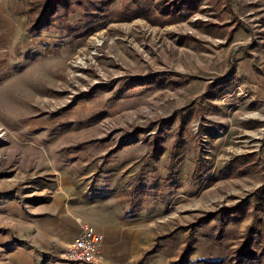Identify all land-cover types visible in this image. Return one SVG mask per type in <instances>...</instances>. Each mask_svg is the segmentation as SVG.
Listing matches in <instances>:
<instances>
[{"label":"rangeland","instance_id":"obj_1","mask_svg":"<svg viewBox=\"0 0 264 264\" xmlns=\"http://www.w3.org/2000/svg\"><path fill=\"white\" fill-rule=\"evenodd\" d=\"M49 2L0 0V224L71 178L142 221L128 264H264V0H108L77 39L78 6L30 33Z\"/></svg>","mask_w":264,"mask_h":264},{"label":"crops","instance_id":"obj_2","mask_svg":"<svg viewBox=\"0 0 264 264\" xmlns=\"http://www.w3.org/2000/svg\"><path fill=\"white\" fill-rule=\"evenodd\" d=\"M61 182L64 197L53 205L45 210H19L13 214L12 224L2 221L3 264H84L60 257L83 223L103 235L101 264L134 261L140 254L142 221L128 215L124 205L119 206L112 197L90 198L76 190L71 178Z\"/></svg>","mask_w":264,"mask_h":264},{"label":"trees","instance_id":"obj_3","mask_svg":"<svg viewBox=\"0 0 264 264\" xmlns=\"http://www.w3.org/2000/svg\"><path fill=\"white\" fill-rule=\"evenodd\" d=\"M107 4L108 0H75V2L74 0H50L49 4L43 6V10L36 16L32 29L29 31L40 35L43 30L48 31L57 27V23H61L68 13L74 11L75 6H78L83 7L84 10L78 15L77 21L62 27L74 39L86 37L95 31V24L100 18V12L103 10V6ZM236 172L241 173L242 170L237 169ZM239 252V260L243 264H247V261L255 255L254 251L251 253L245 247L241 248Z\"/></svg>","mask_w":264,"mask_h":264},{"label":"built area","instance_id":"obj_4","mask_svg":"<svg viewBox=\"0 0 264 264\" xmlns=\"http://www.w3.org/2000/svg\"><path fill=\"white\" fill-rule=\"evenodd\" d=\"M102 242L103 235L83 223L79 235L63 249L60 257L69 262L101 264Z\"/></svg>","mask_w":264,"mask_h":264}]
</instances>
